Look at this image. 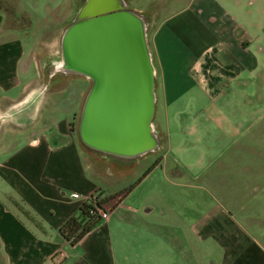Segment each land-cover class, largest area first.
Wrapping results in <instances>:
<instances>
[{
    "label": "crops",
    "instance_id": "crops-1",
    "mask_svg": "<svg viewBox=\"0 0 264 264\" xmlns=\"http://www.w3.org/2000/svg\"><path fill=\"white\" fill-rule=\"evenodd\" d=\"M73 1L68 14L86 0ZM123 1L147 24L157 146L120 157L90 150L74 124L35 119L50 87L33 76L44 72L35 47L26 52L14 36H27L22 7L0 3V264H264V0H149V12ZM58 54V77H67ZM110 65L121 88L112 93L142 92L140 53ZM163 152L143 182L164 175L154 200L134 198L143 184L119 190L104 205L108 221L75 246L64 239L63 226L93 196L113 197L97 176L136 174ZM174 181L207 198L177 199Z\"/></svg>",
    "mask_w": 264,
    "mask_h": 264
},
{
    "label": "water",
    "instance_id": "water-1",
    "mask_svg": "<svg viewBox=\"0 0 264 264\" xmlns=\"http://www.w3.org/2000/svg\"><path fill=\"white\" fill-rule=\"evenodd\" d=\"M125 8L126 3L123 0H86L78 13L77 20L91 18L98 20L71 26L66 31V65L89 70L94 44L97 46L98 55L109 54L111 51L109 44L116 42L120 43L119 49H122L118 52L124 55L141 54L142 92L112 93L108 97L109 104L100 105L96 109L89 99L85 111L83 135L87 143L96 142L103 147L118 150L137 149L140 140L142 143L140 154H144L157 146V139L151 127L155 109L152 68L146 43L147 24L141 15L125 11ZM108 14L111 16L103 17Z\"/></svg>",
    "mask_w": 264,
    "mask_h": 264
},
{
    "label": "rangeland",
    "instance_id": "rangeland-1",
    "mask_svg": "<svg viewBox=\"0 0 264 264\" xmlns=\"http://www.w3.org/2000/svg\"><path fill=\"white\" fill-rule=\"evenodd\" d=\"M77 1L81 2L83 0H74L73 5H76L78 3ZM65 2H67V0H0V3L6 7H22L21 13L19 12L20 14L18 16L24 18L22 20L25 22V26H28V29L24 30L27 32V36H22L23 38L20 37L22 31H18L20 36L19 34H14V36L23 40L26 52H29L30 49L35 47L37 53H39V64L41 70H44L42 73L44 77L42 76L40 79L39 74L35 76V71L33 76L35 77V81H40V86L50 87V91L43 97L35 116V119L39 120L40 124L48 122L75 124L76 115H79L78 113H80L82 105L87 98V91L89 89V82L86 80L69 76L58 77L60 74L57 71L58 66L56 63L58 57H60V54H58L59 47L61 53V39L66 28L71 26V22L77 15L76 12L68 14L64 5ZM148 5L149 0H127L128 9L137 8L149 12ZM47 6H49V8ZM37 42H39L40 45L35 46ZM54 75L57 76L53 77ZM257 117L258 120H264V113L259 111ZM163 129H165V127H163ZM6 139L7 142L11 140L10 134L6 135ZM209 146H214L213 139H207L203 145L206 149ZM163 155L164 152L161 155H149L147 158L142 159L136 174L118 179L111 175H104L102 177L97 176L96 183L105 190L107 196H115L119 190L125 191L132 188L135 189L143 184L134 195V198L136 200L147 199L152 201L154 200L152 194L154 185L160 184L159 186L162 187L165 181L163 178L164 175L158 172V177L147 180L146 183L143 182L146 175L155 168L157 162ZM171 160L170 158V161ZM98 165L99 172L105 173L107 170L105 164L99 163ZM192 172L197 174L196 172L198 171L197 169H193ZM5 174H7L6 171L0 169L1 183H5L7 180V175ZM174 182L178 183L179 181ZM168 191H172L177 199H184L187 197L188 199L200 200L202 197L207 198L205 196L206 191L195 189L193 186L191 188L184 187L181 186L180 183L176 186H172V189ZM115 204L117 205V203ZM113 240L114 246L118 248L122 246V238L119 235H114Z\"/></svg>",
    "mask_w": 264,
    "mask_h": 264
},
{
    "label": "flooded vegetation",
    "instance_id": "flooded-vegetation-1",
    "mask_svg": "<svg viewBox=\"0 0 264 264\" xmlns=\"http://www.w3.org/2000/svg\"><path fill=\"white\" fill-rule=\"evenodd\" d=\"M76 15L75 19L71 22V26L75 25H81L84 24L87 21H95L98 20V18H91L89 20H77ZM111 16V14H108L103 17H108ZM101 17V18H103ZM100 19V18H99ZM70 26V27H71ZM69 27V28H70ZM67 28L62 36L61 39V58L63 60V64L60 66V71L63 73H66L68 76H72L75 78L83 79L89 82V76L91 75L92 77L95 76L96 71L98 72V78L94 77L92 80V83L90 84V87L87 91V98L85 99L79 115H76V121H75V130L77 134L80 136L82 139L84 145L88 147L90 150L101 153V154H108V155H114V156H135L137 154H140L141 148H142V143L139 140L138 141V147L136 148H127L124 150H118V149H112L109 147H103L99 144H96V142L90 144L87 143L84 140V135H83V125H84V119H85V111L87 107L88 100L90 99V103L92 104L93 108H98L100 105L109 104V98L110 94H112L114 89H121V88H116L115 86L112 85V82L114 81V78H111L110 72L108 71L109 69L112 68L110 65V60L111 59H116L118 60L121 56L122 53L118 52L120 50L119 48V42H116L115 44H109V50L110 53L106 54L105 56L103 54H96V44H94L92 54L90 56L91 58V66L90 69L83 70V69H78V68H73V67H68L66 64V59H67V52H66V40H65V34L66 31L69 29ZM113 47H116L115 49ZM122 50V49H121ZM120 50V51H121ZM94 51V54H93ZM98 60V61H97ZM98 62V67L96 68V65L93 67V62ZM123 159H129V158H123ZM133 160V159H130Z\"/></svg>",
    "mask_w": 264,
    "mask_h": 264
},
{
    "label": "trees",
    "instance_id": "trees-1",
    "mask_svg": "<svg viewBox=\"0 0 264 264\" xmlns=\"http://www.w3.org/2000/svg\"><path fill=\"white\" fill-rule=\"evenodd\" d=\"M128 190L129 189H127V191ZM125 192L118 193L107 201H100L97 204L98 207L104 208V205L109 203L114 197H121ZM91 210H94L92 203H85L81 208L80 215L71 218L61 229V234L64 239L70 242L73 246L77 245L86 235L103 223L102 217L97 213L92 215L90 213Z\"/></svg>",
    "mask_w": 264,
    "mask_h": 264
},
{
    "label": "built area",
    "instance_id": "built-area-1",
    "mask_svg": "<svg viewBox=\"0 0 264 264\" xmlns=\"http://www.w3.org/2000/svg\"><path fill=\"white\" fill-rule=\"evenodd\" d=\"M79 197H80L79 194H77V193H72V198L78 199ZM99 202H100V201H99L98 198L95 197V196H93V197L90 199V201H89L88 203H92L93 208H94V210H91L90 213H91L92 215H94L95 213H97L98 215H100V216L102 217L103 222L108 221V220L110 219V217H111V212L108 211V210H106L105 208H100V207H98L97 204H98Z\"/></svg>",
    "mask_w": 264,
    "mask_h": 264
}]
</instances>
